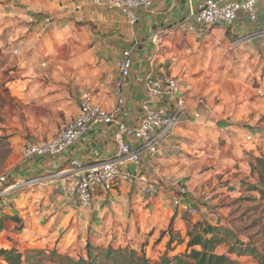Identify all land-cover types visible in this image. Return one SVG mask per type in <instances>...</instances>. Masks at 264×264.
<instances>
[{"label":"rangeland","instance_id":"obj_1","mask_svg":"<svg viewBox=\"0 0 264 264\" xmlns=\"http://www.w3.org/2000/svg\"><path fill=\"white\" fill-rule=\"evenodd\" d=\"M206 43L199 39V49L188 47L187 65L167 66L188 70V81H195L210 111L206 131L189 139V188L198 203L210 195L195 214L174 205V189L164 180L149 196L126 184L107 193L99 190L93 206L84 208L64 200L53 177L41 172L23 177L21 173H32L31 167L24 170L29 159L23 157V146L36 138L30 135L31 123L38 124L43 114L35 102L25 103L9 90L13 67L0 48V174L10 177L0 189V199L7 204L0 207V217H17L6 221L0 246L23 253L56 248L75 258L87 257L88 244L99 248L96 254L109 246L129 247L159 263L185 255L186 244L168 245L170 231L186 236V241L215 234L221 240L217 253L242 264L257 263L255 254L264 256V192L258 189L253 165L257 156L264 158V52L254 54L231 42L222 49ZM211 226L215 232L206 235L204 229ZM240 248L253 253L241 255ZM0 264L7 263L0 259Z\"/></svg>","mask_w":264,"mask_h":264},{"label":"crops","instance_id":"obj_2","mask_svg":"<svg viewBox=\"0 0 264 264\" xmlns=\"http://www.w3.org/2000/svg\"><path fill=\"white\" fill-rule=\"evenodd\" d=\"M202 1L153 0L152 9L135 10L137 21L132 24L121 11L92 0H0V48L8 53L14 73L9 90L25 103L35 102V108L43 114L38 124L31 123L30 135L36 138L30 140L50 139L58 134L78 115V101L83 95L92 96L96 103L113 111L118 104L114 89L121 77L122 53L133 48L132 69L117 118L127 125H137L147 106L167 102L148 96L144 84L149 73L155 78H177L188 113L166 146L153 156L142 155L141 169L154 184L164 180L174 189L175 181L181 179L190 187L189 139L206 131L210 111L205 109V102L199 103L203 97L196 90L195 81H188V70L167 66L187 65L188 47L199 49V39L217 49L231 42L254 54L264 52V32L249 42L236 44L244 35L264 30V2L258 3L254 21L241 11L229 26H197L189 30L183 20ZM196 112L200 114L198 118L194 116ZM114 134L113 124L95 125L64 153L29 159L24 170L31 167V176L21 175L30 179L35 172H41L53 177L63 199L80 205L66 187L72 177L68 173L71 161L78 159L91 165L114 157L118 152ZM1 204L2 208L7 205L0 199Z\"/></svg>","mask_w":264,"mask_h":264},{"label":"built area","instance_id":"obj_3","mask_svg":"<svg viewBox=\"0 0 264 264\" xmlns=\"http://www.w3.org/2000/svg\"><path fill=\"white\" fill-rule=\"evenodd\" d=\"M92 1L108 9L121 11L132 24L137 21L135 10L153 8V0ZM260 2L264 0H204L191 9L189 16L183 20V24L189 30L197 26L201 28L216 25L229 26L241 11L254 21L257 18V5ZM263 32L264 30L246 34L239 38L236 44L249 42ZM156 37L155 35L153 38ZM132 50L133 48L125 49L122 53L123 58L119 66L121 77L114 89L118 104L113 111L103 108L92 96L83 95L78 101V115L72 118L58 134L50 139L26 141L23 146V157L26 160L33 157L56 156L64 153L83 138L95 125L113 124L115 126L114 136L118 152L114 157L91 165L78 159L71 161V169L68 173L72 177L67 183V191L76 196L84 208L93 206L97 191L111 192L122 184L140 187L145 195H152L155 192V184L142 174V155L149 153L153 156L166 146L188 113L187 100L178 79L169 76L155 78L153 73H149L144 84L148 96L155 100H167V102L157 107L147 106L145 116L137 125H127L117 118L123 103V90L127 87V78L132 69ZM199 103L204 104V100L200 99ZM199 115V112L194 113L195 118ZM248 138H252V135ZM9 179L8 174H0V189ZM172 201L176 207L186 212L195 214L199 211L198 203L189 185L181 179L174 183ZM209 201L210 195L205 194L202 204H208Z\"/></svg>","mask_w":264,"mask_h":264},{"label":"trees","instance_id":"obj_4","mask_svg":"<svg viewBox=\"0 0 264 264\" xmlns=\"http://www.w3.org/2000/svg\"><path fill=\"white\" fill-rule=\"evenodd\" d=\"M257 164L253 165V171L258 173L259 183L261 184L260 191L264 192V158H256ZM9 219L17 220V217H10L3 215L0 218V232L7 228L6 221ZM175 221V215L170 222V228ZM206 235L215 232L214 227H206L204 229ZM168 245L176 242V245L186 244L185 255H175L172 258L166 257L162 262H155L147 257L145 253L139 254L135 249L114 248L109 246L106 250L99 251V248L88 244L87 257L75 258L67 254L60 253L56 248L53 250L33 249L27 252H20L14 248L7 249L0 246V259L7 264H242L239 261L231 259L226 254H219L216 252L217 247L221 244V240L215 234L211 238L201 236V234L185 240L186 236L176 233L178 236H173L169 231ZM182 235V236H181ZM178 238V241L176 240ZM241 255L247 254L250 250H242ZM253 253V252H250ZM252 255V254H251ZM257 263L264 264V256H259Z\"/></svg>","mask_w":264,"mask_h":264}]
</instances>
